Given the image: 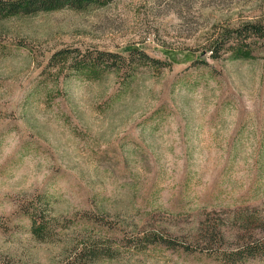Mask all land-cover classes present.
I'll return each instance as SVG.
<instances>
[{
  "label": "rangeland",
  "instance_id": "1",
  "mask_svg": "<svg viewBox=\"0 0 264 264\" xmlns=\"http://www.w3.org/2000/svg\"><path fill=\"white\" fill-rule=\"evenodd\" d=\"M247 23H264V0H112L1 19L0 260L62 264L95 234L119 253L93 264H264V250L245 252L264 244V38L211 56L225 28ZM63 48H138L158 63L77 72L51 61ZM37 197L61 239L33 235Z\"/></svg>",
  "mask_w": 264,
  "mask_h": 264
},
{
  "label": "trees",
  "instance_id": "2",
  "mask_svg": "<svg viewBox=\"0 0 264 264\" xmlns=\"http://www.w3.org/2000/svg\"><path fill=\"white\" fill-rule=\"evenodd\" d=\"M112 0H0V20L15 15H31L41 11H52L63 8L76 10L86 9L90 6H103ZM264 38V23H247L241 27L225 28L219 39L211 44V56L218 58L221 51L247 52L251 49L254 39ZM142 61L158 63V61L141 49L133 48L128 55L118 52L103 51L99 49L81 50L79 48H63L55 52L51 61L55 63H70L69 68L80 71H92L102 73L110 70L132 71V63L136 57ZM124 65V66H123ZM136 69V67H135ZM27 212L32 219V233L40 241H56L61 237L60 220L51 214L47 203L40 198H34L29 202ZM93 219L99 221L97 216ZM91 217V218H92ZM61 239V238H60ZM149 243L161 242L169 246L172 241L159 236L147 235ZM264 244L248 245L245 249L246 256H258L263 253ZM119 250L116 243L95 234L81 236L80 240L73 242L66 250L62 264H93L104 258H114ZM238 252L231 254L237 255ZM0 264H17L0 260Z\"/></svg>",
  "mask_w": 264,
  "mask_h": 264
}]
</instances>
